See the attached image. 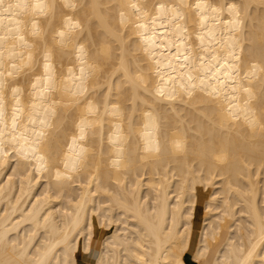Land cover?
Listing matches in <instances>:
<instances>
[{"label": "bare ground", "instance_id": "6f19581e", "mask_svg": "<svg viewBox=\"0 0 264 264\" xmlns=\"http://www.w3.org/2000/svg\"><path fill=\"white\" fill-rule=\"evenodd\" d=\"M94 244L264 264V0H0V264Z\"/></svg>", "mask_w": 264, "mask_h": 264}, {"label": "crops", "instance_id": "0c3cea01", "mask_svg": "<svg viewBox=\"0 0 264 264\" xmlns=\"http://www.w3.org/2000/svg\"><path fill=\"white\" fill-rule=\"evenodd\" d=\"M98 247L96 244L92 245L91 250L88 253H80V264H93V261L97 258Z\"/></svg>", "mask_w": 264, "mask_h": 264}, {"label": "rangeland", "instance_id": "374dc122", "mask_svg": "<svg viewBox=\"0 0 264 264\" xmlns=\"http://www.w3.org/2000/svg\"><path fill=\"white\" fill-rule=\"evenodd\" d=\"M101 235H103V233ZM99 236H100V234H99Z\"/></svg>", "mask_w": 264, "mask_h": 264}]
</instances>
